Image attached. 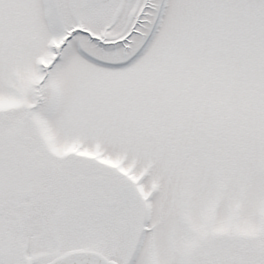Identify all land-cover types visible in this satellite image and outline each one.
Listing matches in <instances>:
<instances>
[{
	"label": "snow or ice",
	"instance_id": "snow-or-ice-1",
	"mask_svg": "<svg viewBox=\"0 0 264 264\" xmlns=\"http://www.w3.org/2000/svg\"><path fill=\"white\" fill-rule=\"evenodd\" d=\"M0 264H264V0H0Z\"/></svg>",
	"mask_w": 264,
	"mask_h": 264
}]
</instances>
